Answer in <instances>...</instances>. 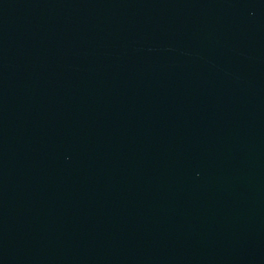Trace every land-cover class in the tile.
<instances>
[{"label":"water","instance_id":"water-1","mask_svg":"<svg viewBox=\"0 0 264 264\" xmlns=\"http://www.w3.org/2000/svg\"><path fill=\"white\" fill-rule=\"evenodd\" d=\"M0 264H264V0H0Z\"/></svg>","mask_w":264,"mask_h":264}]
</instances>
